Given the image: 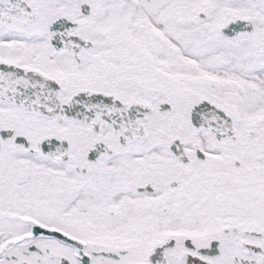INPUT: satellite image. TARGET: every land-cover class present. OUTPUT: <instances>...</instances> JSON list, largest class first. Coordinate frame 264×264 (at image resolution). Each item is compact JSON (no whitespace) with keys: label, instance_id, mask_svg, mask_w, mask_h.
<instances>
[{"label":"snow or ice","instance_id":"obj_1","mask_svg":"<svg viewBox=\"0 0 264 264\" xmlns=\"http://www.w3.org/2000/svg\"><path fill=\"white\" fill-rule=\"evenodd\" d=\"M0 264H264V0H0Z\"/></svg>","mask_w":264,"mask_h":264}]
</instances>
